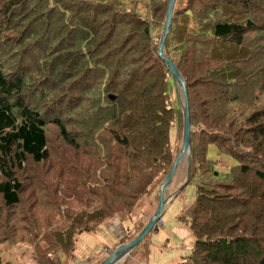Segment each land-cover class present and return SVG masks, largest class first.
<instances>
[{"label":"trees","instance_id":"16d2710c","mask_svg":"<svg viewBox=\"0 0 264 264\" xmlns=\"http://www.w3.org/2000/svg\"><path fill=\"white\" fill-rule=\"evenodd\" d=\"M142 1L0 0V264L16 244L69 264L81 234L134 218L127 244L153 214L134 212L157 206L183 114L158 57L169 0ZM164 53L195 187L175 264H264V0H175Z\"/></svg>","mask_w":264,"mask_h":264},{"label":"rangeland","instance_id":"374dc122","mask_svg":"<svg viewBox=\"0 0 264 264\" xmlns=\"http://www.w3.org/2000/svg\"><path fill=\"white\" fill-rule=\"evenodd\" d=\"M178 94H179V90H178ZM170 103L173 108L177 106V96H176L175 90L171 91ZM169 135L171 139V146L173 148V151H175V156H176L178 154V151L181 145V132H180L179 126L176 123H174V126L170 130ZM49 137L51 141H55V136H54L53 131H49ZM60 148H63V147H60ZM207 157L209 160H213L215 158V154L212 151V148H209V153ZM185 180H186V163L182 161L178 165L171 179V182L169 183L167 189L165 190L164 195L165 197L169 196V199L165 203V206L160 215V218L158 219V222L155 224V226L151 230V232H158L161 230L165 233L164 235L166 237L163 235L160 236V238L163 240V244L165 245L164 248L166 247V252H164L161 256H170L171 259H175V255L177 254V252H175L176 251L175 244L177 243V240H176L177 237L173 235V232H172L173 227L172 226L169 227V225L172 221L175 224H181L182 226L186 225V223L188 222L187 220L184 219V217L182 218V216L184 214V211L193 204L194 199H195V187L192 181L188 185H185V187L182 188V190H180ZM154 195H157V191L155 192ZM171 197L172 199L170 201ZM151 199H154V197H152ZM155 207L156 205H155L154 200L143 201L139 205V207L136 209V211L134 212V215H136V219L137 217H140V216H141L140 217L141 219H146L153 213ZM127 221H128L127 223H132V229H134V226H133L134 218L131 220H127ZM98 230L99 228L96 230V233L87 234V235L93 238L95 234H100V236L106 240L104 233ZM152 236L153 237L155 236L154 233ZM93 243L95 244V246L93 244L94 249L92 248V250H95L96 248V251H98L97 256L100 255L102 250L104 249L109 250L108 253L102 252L106 258L109 255H111L117 248L121 246V245H113L112 243L107 242V241L103 242L98 239L96 240V242L93 241ZM179 243L181 244V241ZM158 248H160V246ZM178 250L181 251L180 248H178ZM183 254L184 252L181 251V254H178V255H183ZM7 260L11 262L12 264H34L35 263V257H34L32 249L29 246H26L24 244H16L12 248V251L10 252V254L7 256Z\"/></svg>","mask_w":264,"mask_h":264},{"label":"crops","instance_id":"0c3cea01","mask_svg":"<svg viewBox=\"0 0 264 264\" xmlns=\"http://www.w3.org/2000/svg\"><path fill=\"white\" fill-rule=\"evenodd\" d=\"M174 198V197H173ZM172 197L170 198L171 201ZM126 222H119L117 220H114L111 224H102L99 227L98 231H102L104 233V238L100 236V234H95L93 238L91 236H88L87 234H93L95 232L91 233H83L81 234L76 242L75 251L73 252V257L71 258L69 264H98L106 257L104 256V252L108 253V249L102 250V255L100 253L99 256H97L96 248L95 250H92L93 247V241L96 242V240H100L103 242H110L113 245H120V239H122V236L125 234H132V223ZM173 227V235L177 240V243L175 244V249L177 254L175 255V259H171L170 256H161L164 252H166V247L164 248L163 240L160 238V236H165L163 231L158 232H150L147 237V256L145 260L140 261V259L136 256L134 257H125L124 260L119 264H175L177 261H179L182 257L188 254L191 245L193 243V239L190 233V230L188 228V223L186 225L182 226L181 224H175L173 221L170 223L169 227ZM98 229V228H97ZM154 233V237L152 236ZM166 237V236H165ZM181 241V244L179 243ZM95 246V244H94ZM160 246V248H158ZM178 248L181 249L182 252H184L183 255L181 254V251L178 250ZM12 249L8 251V255ZM5 255L6 258L8 255Z\"/></svg>","mask_w":264,"mask_h":264},{"label":"water","instance_id":"95a60500","mask_svg":"<svg viewBox=\"0 0 264 264\" xmlns=\"http://www.w3.org/2000/svg\"><path fill=\"white\" fill-rule=\"evenodd\" d=\"M175 0H169L166 12L165 22L162 28L161 36L158 43V57L164 62L166 65L169 74L174 82L176 90H179L178 99L181 105L182 114H183V122H182V138H181V145L176 155L175 159L173 160L172 166L170 171L168 172L166 178L164 179L162 185L159 188L158 193V203L157 206L148 219L147 223L141 230V232L129 243L122 244L119 248H117L111 255L107 258L99 262L98 264H118L124 256H129L137 247L138 245L146 238V236L151 232L155 224L157 223L160 215L163 211L165 203L169 199V196L165 197L164 193L167 189L171 179L180 164V162L184 161L186 163V180L183 183L182 188L185 187L186 182L189 177V165H190V158H191V128H190V121H189V106H188V96L187 90L185 86L184 79L182 78L181 74L177 70L174 63L165 55L164 53V44L165 38L168 34L169 27L171 24L172 12L174 7ZM177 90V92H178ZM123 253H126L123 255Z\"/></svg>","mask_w":264,"mask_h":264},{"label":"bare ground","instance_id":"6f19581e","mask_svg":"<svg viewBox=\"0 0 264 264\" xmlns=\"http://www.w3.org/2000/svg\"><path fill=\"white\" fill-rule=\"evenodd\" d=\"M123 254H126V253H123ZM125 257V256H124Z\"/></svg>","mask_w":264,"mask_h":264}]
</instances>
